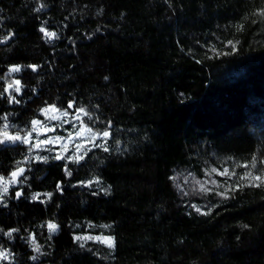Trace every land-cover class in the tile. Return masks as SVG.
Returning <instances> with one entry per match:
<instances>
[{"label":"trees","instance_id":"trees-1","mask_svg":"<svg viewBox=\"0 0 264 264\" xmlns=\"http://www.w3.org/2000/svg\"><path fill=\"white\" fill-rule=\"evenodd\" d=\"M262 12L264 0H0V35L14 36L0 56L36 66L21 65L20 92L0 81V131L24 136L55 106L111 136L78 163L0 143V177L24 169L0 198V264H264V182L242 179L264 172Z\"/></svg>","mask_w":264,"mask_h":264},{"label":"rangeland","instance_id":"rangeland-1","mask_svg":"<svg viewBox=\"0 0 264 264\" xmlns=\"http://www.w3.org/2000/svg\"><path fill=\"white\" fill-rule=\"evenodd\" d=\"M105 60H106L105 58L100 57L97 61L98 63H105ZM34 63L35 60L33 58L9 59L1 55L0 67L3 66L6 67L7 71L4 72V74H0V81L5 82L7 85H9L10 83L14 85V81L19 80L21 85L24 78L29 77L28 73L25 72L23 75H21L20 71L11 72L10 69L14 66H18L21 68V65H34ZM10 90H15V85ZM48 108H50V106L45 107L44 110ZM44 110H42L41 112L44 116V120L40 121V123L37 125L32 124L31 125L32 130L26 131L24 136L21 134V136H23L22 138L24 139L26 138L28 140L26 145L29 146V154H30V158L32 157V160L38 162H45V163L49 160H65L66 162L78 163L82 160L83 157H85V155L90 150L97 148L100 149L108 148V140L110 139L111 136L107 138H104L102 136L93 138L91 136V133L84 130L85 128H89V127L82 123L84 117V114L82 112L78 111L75 114H72L67 111L68 115L63 116L62 115V113L64 112L63 110H59L58 112H51V111L45 112ZM54 116L60 118L53 119L52 117ZM77 116H79V119L76 118ZM92 132H98V131L92 130ZM0 138L3 139V135H1ZM45 141H50V143H44ZM37 145H39V147H37ZM57 156L62 157V159H56ZM76 157H81V158L77 160ZM20 176L21 175H19L16 178L17 182ZM96 181L98 180L97 179L93 180V183H95L96 186H98V188H102L101 183L100 182L97 183ZM211 182L213 184L214 182H216V179L210 181L207 178V181L202 182V184L204 185L202 186L205 188V186L211 185ZM3 196H5V192H3V187L1 186L0 198H2ZM48 223H54L58 226V224L55 221H49ZM58 230H59V226L57 227V230L55 232H51V233L56 234ZM77 237H92L93 239H77ZM96 237L112 238V236L107 234H100V235L83 234V235H77L76 240H79L80 242L93 241L97 243H102L101 240L96 239Z\"/></svg>","mask_w":264,"mask_h":264},{"label":"snow or ice","instance_id":"snow-or-ice-1","mask_svg":"<svg viewBox=\"0 0 264 264\" xmlns=\"http://www.w3.org/2000/svg\"><path fill=\"white\" fill-rule=\"evenodd\" d=\"M261 15H264V12L261 13ZM42 32L45 33V35L49 38H52V37H55L56 36V33L54 32H48L46 31L45 29H41ZM7 39V37H6ZM29 67H31L33 69V71L36 70V66L35 65H30ZM21 69L20 67L18 66H14L10 69L11 72H19ZM14 85H15V91L16 92H20L21 91V87H20V81L19 80H16L14 81ZM14 85L12 83H10L8 85V87L11 89L14 87ZM13 100H15V97L12 98ZM16 103H19V101H15ZM69 108L73 107L72 104H69L68 105ZM45 112H58L59 109H56L55 106H50V108L48 109H45L44 110ZM79 112H82L84 115H89L87 111H85L83 108H80L78 110ZM63 116H67L68 115V112L67 111H64L62 113ZM53 119H59L60 117H52ZM77 119H79V116L76 117ZM40 121H37V120H33L32 121V124L33 125H37L39 124ZM85 131L91 133V136L93 138H97V137H104V138H107L110 136V132L107 131V130H104L102 133L100 132H92V129L91 128H85L84 129ZM79 134V133H78ZM59 139V138H57ZM4 140H9V141H19L21 140V137L19 135H15V136H10L8 135L7 132H5L3 134V139H0V143H3ZM24 143H27L28 140L25 138V140L23 141ZM44 143H50V141H45ZM37 147H39V145H37ZM79 147V146H78ZM105 151H107V149H105ZM81 157H76L77 160H79ZM46 159V158H44ZM56 159H62V157L60 156H57ZM256 166V161L253 160L252 162V167L254 168ZM244 167H248V165H244ZM24 172V169L23 168H18L16 171H13L11 173V180L10 181H6L3 177H0V185L3 186V192H7L8 191V187H7V184L8 183H15L16 182V178L19 176V175H22ZM69 175L71 173H68ZM221 175H228L227 173V170H225V172L221 173ZM232 175H235V173H232ZM244 178H248V179H251L253 182H254V185L255 186H260L259 183H255V182H264V172H262L260 175H255L253 176L251 172H248V173H245V176L242 177V179ZM97 183L99 181H96ZM205 189H203V187L201 188V191H204ZM17 196L20 195V193H17L16 194ZM49 197L51 196V193L47 194ZM38 198V196H34L33 199H36ZM197 211H199V209H197ZM48 229L50 232H55L57 230V225L54 224V223H48L47 225ZM104 227H108L107 225H105ZM12 231H16L15 229H13ZM9 236H11V232L8 233ZM77 239H93L92 237H77ZM96 239L98 240H101L102 243L106 244L109 248H114L115 247V243H114V240L111 238V237H105V238H100V237H96ZM36 251L38 252L39 251V247L37 246L36 247ZM8 258V254L6 252H3V251H0V259H7ZM32 259H36V257H32Z\"/></svg>","mask_w":264,"mask_h":264},{"label":"built area","instance_id":"built-area-1","mask_svg":"<svg viewBox=\"0 0 264 264\" xmlns=\"http://www.w3.org/2000/svg\"><path fill=\"white\" fill-rule=\"evenodd\" d=\"M6 37H7V39H6ZM13 38H14V36H13L12 33H8L6 35H0V45L3 46L4 44L10 42ZM5 132H7L8 134H10L9 133L10 132V129H8V128L1 129L0 135H3ZM15 135H19L21 137V140L17 141L19 145H26L27 144V143H24L23 142L25 139L22 138L23 136H21L20 133H15L13 136H15ZM10 180H11V178L9 180H6V181H10ZM18 185L23 186V183H20L19 181L18 182L16 181L15 183H11L10 182V183L7 184V187L8 188H11V187L18 186Z\"/></svg>","mask_w":264,"mask_h":264}]
</instances>
